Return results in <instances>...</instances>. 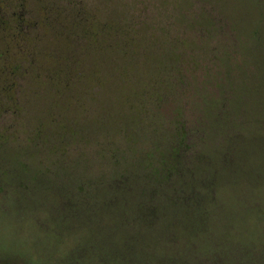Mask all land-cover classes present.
Returning <instances> with one entry per match:
<instances>
[{"label": "rangeland", "instance_id": "374dc122", "mask_svg": "<svg viewBox=\"0 0 264 264\" xmlns=\"http://www.w3.org/2000/svg\"><path fill=\"white\" fill-rule=\"evenodd\" d=\"M0 264H264V0H0Z\"/></svg>", "mask_w": 264, "mask_h": 264}]
</instances>
